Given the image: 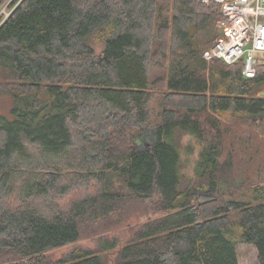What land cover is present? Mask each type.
Instances as JSON below:
<instances>
[{
  "label": "trees",
  "instance_id": "1",
  "mask_svg": "<svg viewBox=\"0 0 264 264\" xmlns=\"http://www.w3.org/2000/svg\"><path fill=\"white\" fill-rule=\"evenodd\" d=\"M221 18L200 0H0V264H239L240 244L264 264V66L204 58ZM138 202L126 242L47 256Z\"/></svg>",
  "mask_w": 264,
  "mask_h": 264
},
{
  "label": "built area",
  "instance_id": "2",
  "mask_svg": "<svg viewBox=\"0 0 264 264\" xmlns=\"http://www.w3.org/2000/svg\"><path fill=\"white\" fill-rule=\"evenodd\" d=\"M200 1L219 4L222 12L217 23L221 36L204 58L228 65L243 61V75L255 78L259 67L264 66V0Z\"/></svg>",
  "mask_w": 264,
  "mask_h": 264
},
{
  "label": "rangeland",
  "instance_id": "3",
  "mask_svg": "<svg viewBox=\"0 0 264 264\" xmlns=\"http://www.w3.org/2000/svg\"><path fill=\"white\" fill-rule=\"evenodd\" d=\"M1 14L4 16H8L9 12L7 11L6 8H4ZM13 106H14V99L11 96L1 95L0 96V117H5L11 120L13 116V113H12ZM160 106H161V99H160V96H157L151 105L153 121L157 119V116L160 112ZM141 138L142 136L139 135L138 144L140 148L142 147ZM260 139L264 140V136L262 134H260ZM183 145L185 148L183 152V161H184L183 163L187 171L192 172L191 170L194 166L197 153H198L196 142L191 137H185L183 139ZM187 147H191V149L194 148L193 152L189 153L187 150ZM146 208L147 206L145 204L138 202L133 207H131L130 213L128 214L130 216L129 222L123 223L120 218V223H118L117 221L113 222V226L109 227L106 231H103L101 233L99 231H97V233H94L92 230L88 229L86 231L87 234L84 236V239L81 240L79 243L52 250L47 253V256L53 261H58L61 258L68 255L74 249H77L79 247L94 249L98 246L99 237L101 235H107V236H102V237H107L108 239L117 237L120 239L121 242H126L129 237L128 227L133 223L135 224L138 220L147 219V217L144 215ZM106 223L107 222H105L104 224ZM237 253H238V258H239V264H259L258 251L254 246L247 245V244H240L237 247ZM112 255L114 256L115 254H112Z\"/></svg>",
  "mask_w": 264,
  "mask_h": 264
},
{
  "label": "water",
  "instance_id": "4",
  "mask_svg": "<svg viewBox=\"0 0 264 264\" xmlns=\"http://www.w3.org/2000/svg\"><path fill=\"white\" fill-rule=\"evenodd\" d=\"M262 96H264V94H262Z\"/></svg>",
  "mask_w": 264,
  "mask_h": 264
}]
</instances>
